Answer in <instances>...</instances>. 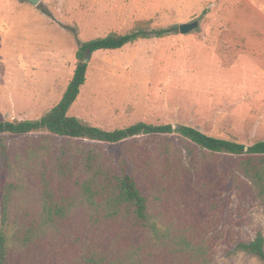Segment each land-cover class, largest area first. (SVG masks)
Instances as JSON below:
<instances>
[{
	"label": "rangeland",
	"instance_id": "obj_1",
	"mask_svg": "<svg viewBox=\"0 0 264 264\" xmlns=\"http://www.w3.org/2000/svg\"><path fill=\"white\" fill-rule=\"evenodd\" d=\"M193 22L198 28L179 32ZM170 27L174 35L90 54L69 116L106 131L142 122L190 126L247 146L264 141V0H39L35 6L0 0V120H37L57 105L76 69L79 41ZM24 143L9 138L14 152ZM157 144L142 138L70 145L73 156L91 149L117 163L152 153ZM172 146L186 154L177 137ZM194 201L197 216L221 234L213 264H263L229 254L237 243L264 236L259 201L226 192Z\"/></svg>",
	"mask_w": 264,
	"mask_h": 264
},
{
	"label": "trees",
	"instance_id": "obj_2",
	"mask_svg": "<svg viewBox=\"0 0 264 264\" xmlns=\"http://www.w3.org/2000/svg\"><path fill=\"white\" fill-rule=\"evenodd\" d=\"M176 32L136 29L79 41L60 102L37 120H0V264H213L221 234L197 216L194 200L247 193L264 207V141L247 146L190 126L142 122L106 131L69 116L87 80L88 53ZM10 137L25 143L14 152ZM175 137L186 154L172 146ZM142 138L158 140L155 151L117 163L91 149L73 156L70 145ZM239 253L264 264V236L229 252Z\"/></svg>",
	"mask_w": 264,
	"mask_h": 264
},
{
	"label": "water",
	"instance_id": "obj_3",
	"mask_svg": "<svg viewBox=\"0 0 264 264\" xmlns=\"http://www.w3.org/2000/svg\"><path fill=\"white\" fill-rule=\"evenodd\" d=\"M29 2L32 4V5H37L39 0H29ZM198 22H193V23H189V24H181L179 26V32L183 35H186V34H189L190 32H192L193 30H195L196 28H198ZM89 59H90V53L87 54V57L85 59V63L88 64L89 62ZM176 127V126H174Z\"/></svg>",
	"mask_w": 264,
	"mask_h": 264
}]
</instances>
